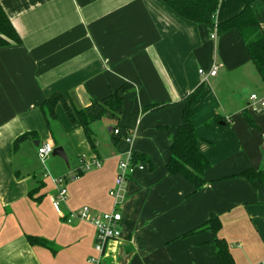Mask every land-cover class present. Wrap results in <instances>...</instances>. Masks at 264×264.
<instances>
[{"label": "crops", "instance_id": "crops-1", "mask_svg": "<svg viewBox=\"0 0 264 264\" xmlns=\"http://www.w3.org/2000/svg\"><path fill=\"white\" fill-rule=\"evenodd\" d=\"M0 3L21 38L19 44L0 47V264H219L210 230L181 237L212 215L219 218L217 236L236 264H264V191L259 182L236 176L249 167L264 170V105L250 98L256 94L264 101V85L235 30L216 35L214 25L180 17L165 0ZM243 4L220 0L215 23ZM252 9L264 30V0ZM213 65L216 74L203 79L198 70L208 72ZM124 82L133 89L123 97L121 135L112 133L114 120L93 122L94 138L108 133L100 134L96 151L61 104L55 118L45 117L40 108L56 92L71 109L70 92L86 106ZM199 84L192 123L210 167L204 185L194 191L165 165L170 135L181 122V100ZM157 103L167 105L143 112ZM25 133L32 136L15 149L14 141ZM125 134L132 142L121 137ZM63 136L81 145L85 141L91 152H81L70 179L63 175L67 199L57 212L53 180L37 177L34 142L61 146ZM129 150L147 154L152 168L142 162L144 167L122 183L115 205L109 191ZM92 159L100 167L75 176ZM83 206L121 213V235L106 242L97 262L89 261L97 256L94 226L64 221ZM28 235L45 240L54 251L31 245Z\"/></svg>", "mask_w": 264, "mask_h": 264}, {"label": "trees", "instance_id": "trees-1", "mask_svg": "<svg viewBox=\"0 0 264 264\" xmlns=\"http://www.w3.org/2000/svg\"><path fill=\"white\" fill-rule=\"evenodd\" d=\"M244 4L240 11L228 17L223 21L215 23V14L219 7L220 0H165V4L171 8L180 17L196 24L214 25L216 35H222L230 30H235L243 42L249 58L254 65L263 85H264V30L253 13V3L257 0H243ZM21 43V38L11 23L7 13L0 3V47L10 44ZM133 85L124 82L120 86L110 90V92L97 101H91L86 106L77 108L73 103L70 95H67L73 103V109L69 106L65 96L56 92L45 98L40 104V108L45 117L55 118V107L61 104L71 122H79L86 140L92 151H96L94 134L91 124L102 118L114 120L115 125L112 131L119 128V120L122 113L123 97L125 93L131 91ZM202 84H199L191 93L185 96L181 102L183 108L181 112V122L174 128V132L170 135V155L166 162V170L171 175H180L192 184L194 191L199 190L205 183V171L210 167L208 158L200 151L198 147V137L192 123L193 107L201 93ZM166 103H157L145 106L143 112H152L166 106ZM216 117V116H215ZM247 119L250 121L248 116ZM216 120H219L217 117ZM113 133V132H112ZM32 136L25 133L14 141V148L18 142L26 137ZM118 136V135H117ZM116 137V135H115ZM114 137V141L117 138ZM132 159L134 162H147L152 168V163L147 154H140L132 151ZM83 170H76L75 176H80ZM236 176L244 177L251 182H259L264 191V170H257L249 167ZM221 223L219 218L212 215L201 226L193 228L181 237L193 235L199 231L210 230L213 235V243L216 247L215 256L219 264H236L231 256L227 243L221 237L217 236ZM28 242L31 245H41L47 248L52 246L45 240L37 236L28 235ZM54 251L53 248H51Z\"/></svg>", "mask_w": 264, "mask_h": 264}, {"label": "built area", "instance_id": "built-area-1", "mask_svg": "<svg viewBox=\"0 0 264 264\" xmlns=\"http://www.w3.org/2000/svg\"><path fill=\"white\" fill-rule=\"evenodd\" d=\"M212 37H215V35ZM198 71L203 79H206L207 76H213L216 74L217 66L213 65L208 72H205L203 69H199ZM250 98L257 100L261 106L264 105V101L262 99H258L256 94H251ZM113 133L116 135H121L119 128L114 129ZM121 137L129 143L133 140V137L130 135L125 134ZM262 138L264 140V134H262ZM52 150L53 146L49 142L38 144L36 147L37 155L41 161H44L45 158L51 154ZM100 165V161L97 159H92L91 161L86 160L83 162L82 170L87 171L93 167H100ZM143 167V163L133 161L132 150H129L124 159H121L118 162L117 175L115 179L116 186L109 191L110 196L113 197L115 205H118V201L120 199V190L124 180L135 170L142 169ZM65 181V178L61 177L53 179V183L57 187V192L53 199V206L57 212H60L61 203L65 202L67 199V190L64 185ZM76 219L87 221L95 228L94 250L96 251L97 256L89 258V261L97 262L98 257L101 256L103 252L106 242L110 239H118L121 235V230L119 227L121 222V213L117 208H114L108 212H97L91 209L89 206H83L76 211H70L65 217L64 221L70 224Z\"/></svg>", "mask_w": 264, "mask_h": 264}, {"label": "rangeland", "instance_id": "rangeland-1", "mask_svg": "<svg viewBox=\"0 0 264 264\" xmlns=\"http://www.w3.org/2000/svg\"><path fill=\"white\" fill-rule=\"evenodd\" d=\"M256 91V89L254 90ZM56 131H58V127H55ZM106 130V129H104ZM106 132V131H104ZM98 132L97 138H94L95 143H99L101 146L103 138L100 136V134L104 133ZM106 135L108 133L106 132ZM64 144L61 145L63 148L65 154L67 155L68 163H66L63 159H61L58 156H52L51 154L44 160L41 161L36 158V168L37 171V177L40 179H44L45 182L49 183L48 181H52L55 178H58L61 176V178H64L63 175H65L68 179H70L73 175V172L77 165L79 164V156L81 155V152H91L90 149L88 150L85 141L84 144L81 145V143L77 139L70 138L68 136H63ZM53 148L56 147L54 144H52ZM60 146V145H59ZM81 148H84L81 150ZM87 153V154H89ZM124 159V158H122Z\"/></svg>", "mask_w": 264, "mask_h": 264}, {"label": "water", "instance_id": "water-1", "mask_svg": "<svg viewBox=\"0 0 264 264\" xmlns=\"http://www.w3.org/2000/svg\"><path fill=\"white\" fill-rule=\"evenodd\" d=\"M70 97L73 101V103L75 104V106L77 108H81V104L77 98V96L75 95L74 92H70ZM34 145L37 146L38 145V142H34ZM51 155L52 156H58L60 157L61 159H63L66 163H68V159H67V155L65 154L63 148L61 146H56L53 148L52 152H51Z\"/></svg>", "mask_w": 264, "mask_h": 264}]
</instances>
